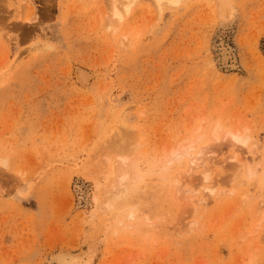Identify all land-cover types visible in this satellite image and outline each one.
Masks as SVG:
<instances>
[{
    "label": "rangeland",
    "instance_id": "obj_1",
    "mask_svg": "<svg viewBox=\"0 0 264 264\" xmlns=\"http://www.w3.org/2000/svg\"><path fill=\"white\" fill-rule=\"evenodd\" d=\"M146 2L0 0V264H264V0Z\"/></svg>",
    "mask_w": 264,
    "mask_h": 264
},
{
    "label": "bare ground",
    "instance_id": "obj_2",
    "mask_svg": "<svg viewBox=\"0 0 264 264\" xmlns=\"http://www.w3.org/2000/svg\"><path fill=\"white\" fill-rule=\"evenodd\" d=\"M101 1H104V4L106 6L105 8L107 9V11L105 9V11H106L105 12V14H106L105 18H107V21H105L107 23H105V24L109 27L110 31L114 32L120 27V25L123 23V21L126 18V16L134 8V6L136 4H138V3H141L142 1L143 2L147 1L148 3L153 5V8H155L156 13H158V15L161 16V14L165 11V9L176 8L181 3L182 0H101ZM219 4H222V3L220 2ZM220 7L222 8V5ZM223 7H224V5H223ZM27 18H28L27 20H32V19H34V16L30 15ZM127 37L128 36L126 35V33L121 34V37H120L121 41L120 42L124 44L125 42L129 41V38H127ZM225 57H226V59L230 58L228 53H227V55H225ZM77 74L79 75L80 78H83L81 69H77ZM122 116H123V113H121L120 115L118 114L119 118H122ZM123 127H124V129L126 128V130L129 129L125 125H122L120 129H122ZM118 130H119V128H118ZM126 133L128 134V132H126ZM126 133H123V134H125V136H122L121 133H120V137H118L117 140L111 142L110 145L108 144L110 149L113 150V151L115 150V152L118 154V156L120 158L118 161L113 163V166H114L113 169L114 170L116 169L115 171H117V172H115L114 170H112V171H114L116 173V178L112 177L113 181L111 182V185L109 183H107V186L108 185L109 186L106 187V189H104V190H106L107 193L110 194V197H108V198H111L110 206L111 205L115 206V204L119 202V197H121L122 193L129 187L130 175L128 173V169L129 168L131 169V167H133V166H129L128 165L126 153H128V152H134V153L140 152L139 151V144L132 143L133 141H130L131 139H129V137H130L129 135L130 134L127 135ZM229 133H231L232 135H229ZM225 136H228L230 138V140H232V141H234L236 143L245 144L246 140H247V136L243 132H230V131H228ZM232 136L238 137V140L232 139ZM112 138L114 139V137H112ZM213 138L217 139L218 135L216 133H214L213 134ZM239 141H243V142H239ZM108 145H107V147H108ZM253 153H255V152H253ZM203 154H208L209 155V152H203ZM192 157H196L195 163L192 162ZM236 157L237 156L235 154H233V155H230L229 158L235 159ZM240 157H239V159H238V157L236 159L239 160V161H243L246 164L249 163L247 157H243V158L242 157L240 158ZM202 159H203V155L199 156L198 154H194V155L189 156L188 162L191 165H197L198 161H200ZM169 162H170V160H169ZM202 166H203L204 169H207V166L204 165V162H203ZM136 173H137V171H134L135 176H138ZM109 181H111V179ZM188 191H189L188 189H184V192H188ZM210 191H212V189H210ZM262 201H263V199L258 201V203H259L258 206H261V205L264 204V203L261 204ZM128 213L129 214L126 215L127 219H132L134 217V212L130 211ZM121 215H118V216H121ZM118 221H120V220H118ZM128 224L130 225V223H128ZM128 224L126 225L127 227H129ZM97 229H95V230H97ZM92 236H93V234H92ZM50 255L51 256L49 257V259L48 258L46 259V261L48 262L47 264H80V262L82 261V259L80 258L82 256H78L79 254L78 255H74V254H71L70 252H67V251L65 252V251H62V250L58 251L57 253H55V252L51 253Z\"/></svg>",
    "mask_w": 264,
    "mask_h": 264
},
{
    "label": "snow or ice",
    "instance_id": "obj_3",
    "mask_svg": "<svg viewBox=\"0 0 264 264\" xmlns=\"http://www.w3.org/2000/svg\"><path fill=\"white\" fill-rule=\"evenodd\" d=\"M229 135H232L231 133H229ZM232 139L234 140H238V137L236 136H232ZM239 142H243V141H239ZM174 155H176V153H174ZM199 156L203 155V150H201L200 153H198ZM196 157H192V162L195 163ZM80 264H84V262H80Z\"/></svg>",
    "mask_w": 264,
    "mask_h": 264
}]
</instances>
